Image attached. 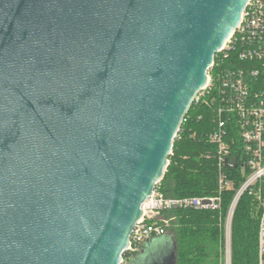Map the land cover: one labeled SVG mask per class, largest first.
I'll return each mask as SVG.
<instances>
[{
	"label": "water",
	"instance_id": "obj_1",
	"mask_svg": "<svg viewBox=\"0 0 264 264\" xmlns=\"http://www.w3.org/2000/svg\"><path fill=\"white\" fill-rule=\"evenodd\" d=\"M249 2L0 0V264L122 263Z\"/></svg>",
	"mask_w": 264,
	"mask_h": 264
},
{
	"label": "built area",
	"instance_id": "obj_2",
	"mask_svg": "<svg viewBox=\"0 0 264 264\" xmlns=\"http://www.w3.org/2000/svg\"><path fill=\"white\" fill-rule=\"evenodd\" d=\"M231 52H238L239 60L251 65H229L225 69V65H216L214 60L207 86L194 103L203 101L208 105L209 97H213L215 103L214 130L208 136V142L215 147L211 156L217 162L218 195L211 198H168L160 184L157 185L152 197L142 206L143 216L133 230L126 253L136 255L148 241L168 234L174 219L165 218V213L220 211L223 194L235 190L223 224V264H232L233 219L245 195L255 199L260 211L258 264H264V0H250L237 31L219 54H223L226 61ZM234 128L241 142L240 159L233 155L236 143L231 135ZM234 157L237 158L236 168H228L227 163ZM231 171H237L239 175L238 188L235 181L238 175L231 174ZM128 263L129 260L123 256L121 264Z\"/></svg>",
	"mask_w": 264,
	"mask_h": 264
},
{
	"label": "trees",
	"instance_id": "obj_3",
	"mask_svg": "<svg viewBox=\"0 0 264 264\" xmlns=\"http://www.w3.org/2000/svg\"><path fill=\"white\" fill-rule=\"evenodd\" d=\"M216 65H251L239 60L238 52H231L225 61L224 55L215 58ZM193 104L179 136L175 140L173 154L164 179L160 183L168 198H211L218 195V168L212 153L215 147L208 142L214 130L213 97ZM231 120V118L229 119ZM236 146L233 155L241 158L237 130L232 131ZM237 171H231V174ZM238 175V174H237ZM240 185L239 175L235 178ZM236 191L225 192L220 211L183 210L168 212L165 218L174 219L167 235L177 244V264H223V224ZM260 211L253 197L245 195L237 206L232 226V264H258V229ZM154 240V239H153ZM135 255L124 254L132 259Z\"/></svg>",
	"mask_w": 264,
	"mask_h": 264
},
{
	"label": "rangeland",
	"instance_id": "obj_4",
	"mask_svg": "<svg viewBox=\"0 0 264 264\" xmlns=\"http://www.w3.org/2000/svg\"><path fill=\"white\" fill-rule=\"evenodd\" d=\"M159 241H161L160 238L155 239L152 247L147 250V256L150 258L152 264H155L156 261L159 260L158 257H155L158 244L160 243Z\"/></svg>",
	"mask_w": 264,
	"mask_h": 264
},
{
	"label": "crops",
	"instance_id": "obj_5",
	"mask_svg": "<svg viewBox=\"0 0 264 264\" xmlns=\"http://www.w3.org/2000/svg\"><path fill=\"white\" fill-rule=\"evenodd\" d=\"M162 237H165V236H162ZM162 237H159V238H162ZM157 239V238H156ZM155 240V239H154ZM147 244V243H146ZM145 244V245H146ZM145 245L141 248V250H140V252L139 253H137L132 259H130V261H129V263L128 264H133V262H135L136 260H138L139 259V257L142 255V253H143V250H144V248H145Z\"/></svg>",
	"mask_w": 264,
	"mask_h": 264
}]
</instances>
